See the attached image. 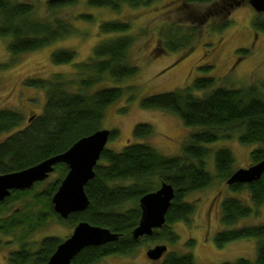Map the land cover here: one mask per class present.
<instances>
[{"label": "trees", "instance_id": "trees-1", "mask_svg": "<svg viewBox=\"0 0 264 264\" xmlns=\"http://www.w3.org/2000/svg\"><path fill=\"white\" fill-rule=\"evenodd\" d=\"M75 1L46 0L48 13L44 14L24 1L0 0V38L5 40L10 56L35 51L70 34L69 24L55 13ZM152 1L86 0V3L117 11L121 4L137 7ZM211 1L185 0L183 10L188 14L192 12L188 7L191 3ZM217 10L214 14L210 10L211 17L219 15L222 19L209 24L216 31L229 24L225 18L229 8L221 6ZM192 16L185 19L191 20ZM250 24L255 33H264V12L253 10ZM168 28L167 33H162L159 38L161 43L155 51L187 47L197 33L195 25L176 21L170 22ZM98 29L110 37L98 42L85 61L75 63V77L54 73L47 78L25 79V86L44 92L45 101L39 114L30 116L27 123L20 126L22 113L0 108V174L25 169L62 153L79 138L98 130L106 107L125 93L126 88L117 85H96L105 77L118 83L137 73V65L128 59V50L133 43V36L126 33L129 23L118 19L101 21ZM247 51L246 48L237 49L238 56ZM73 59L74 53L70 49L58 48L50 54V61L54 64L73 66ZM213 83L212 76H195L186 86L143 97L140 101L143 108L170 113L184 126L193 127L183 140L180 153L164 155L145 141H128L119 151L104 147L93 167V177L83 188L88 199L84 210L72 212L63 219L52 209L51 196L68 170L62 162L53 165L52 172L57 177L35 181L25 189L11 190L0 201V233L14 236L18 248L9 253L6 264H44L47 261L62 238L52 235L36 241L28 238L48 219L71 229L79 221H86L117 234L115 240L84 247L74 255L70 264H95L105 256L129 255L137 244L147 239L175 243L178 235L172 225L175 222L189 223L195 212V203L186 197L209 187L214 177L226 181L235 170L230 150L215 146L211 149L209 145L236 137L241 144H257L249 153L251 164L264 159V95L252 85L225 87L213 86ZM152 132L150 124L139 122L133 126L132 137L144 139ZM117 135L116 129L109 130L108 139ZM211 152L214 175L205 168ZM161 183L170 184L173 189L165 221L151 235L133 239L131 230L140 216L138 200ZM227 187L233 195L224 196L219 202L218 220L222 228L215 232L214 244L220 248L233 240L254 237L255 251L253 260L237 258L219 264H264V223L233 227L252 211L257 214L258 207L264 202V171L254 181L231 183ZM241 189L247 192L248 204L234 196L233 192ZM17 201L23 204L10 210L9 204ZM32 207H36L34 211ZM191 243L192 240L187 241V245ZM158 264H194V261L191 253L166 250Z\"/></svg>", "mask_w": 264, "mask_h": 264}, {"label": "rangeland", "instance_id": "rangeland-1", "mask_svg": "<svg viewBox=\"0 0 264 264\" xmlns=\"http://www.w3.org/2000/svg\"><path fill=\"white\" fill-rule=\"evenodd\" d=\"M20 1L34 5L38 13H48L46 0ZM247 1L213 0L209 3H191L188 7L192 12L186 14L183 10L186 8L185 0H154L148 5L137 7L121 4L117 11L89 6L86 0H76L55 13V16L69 24L72 30L70 34L35 51L15 56H10L5 40L0 38V108H10L22 113L20 126H24L30 116L41 112L45 101L43 90L25 86V79L47 78L54 73H63L68 77L73 74L75 77V63L85 61L91 56L92 49L98 42L110 37L99 31L98 24L112 19L125 20L129 23L126 33L133 36L128 59L137 65L138 71L124 81L114 83L105 77L96 85H117L126 88L125 93L104 111L99 129L118 131V135L109 138L104 147L119 151L128 141H145L164 155H176L180 153L181 144L193 127L184 126L170 113L143 108L140 101L151 94L186 86L195 76H212L213 86L252 85L264 95V33H255L252 30L250 22L253 9ZM221 6L229 8L225 17L229 24L221 30H212L209 24L222 18L219 15L211 17L210 10L214 14ZM188 16H192L191 20L185 19ZM173 21L195 25L197 33L193 41L184 48L155 51V47L161 43L159 38L163 36L162 33H167L168 24ZM58 48L73 51V66L67 63L54 64L50 61L51 52ZM239 48H246L248 51L238 56ZM185 50L188 51L183 54ZM207 65L211 67L206 68ZM139 122L152 126L153 132L149 137H132L133 126ZM212 144L209 148L224 147L231 151L234 169L251 165L249 153L257 145L241 144L236 137L218 140ZM208 157L205 168L214 175L212 152ZM54 177H57V174L50 172L44 179L51 180ZM233 193L245 203H249L245 189ZM230 194L233 195L225 181L214 177L209 187L186 197V200L195 203V212L189 223L175 222L172 225L173 231L178 235L175 243L143 240L131 254L105 256L95 264H158L160 258L151 260L145 253L156 244H165L167 250L180 254L191 253L194 264H219L237 258L253 260L254 237L233 240L220 248L214 244V234L222 228L218 220L219 202ZM22 204L21 201L11 202L8 208L11 210ZM32 208L34 211L36 207ZM260 223H264V202L258 207L257 214L252 211L233 227ZM70 231L71 227L48 219L45 225L32 232L28 240L36 241L46 235L63 239ZM188 240H192L190 245H187ZM17 248L14 236L0 233V264H6L9 253Z\"/></svg>", "mask_w": 264, "mask_h": 264}, {"label": "water", "instance_id": "water-1", "mask_svg": "<svg viewBox=\"0 0 264 264\" xmlns=\"http://www.w3.org/2000/svg\"><path fill=\"white\" fill-rule=\"evenodd\" d=\"M256 12H264V0H248ZM107 129H98L76 140L62 153L46 158L39 163L25 169L0 174V201L10 194L13 189H25L35 181H41L52 172L53 165L65 163L67 172L51 196L53 211L65 219L72 212L82 211L88 205L84 193L85 183L93 177V167L97 163L100 152L108 139ZM264 171V159L234 170L225 181L231 183H249L259 178ZM173 197L170 184L161 183L154 191L143 194L139 200L140 216L137 225L131 230L133 239L144 235H151L154 229H159L164 221V215ZM117 234L107 228L91 225L86 221L76 223L70 233L55 247L44 264H70L71 259L81 249L90 245L115 240ZM165 244H156L148 248L145 253L151 260L162 257L166 252Z\"/></svg>", "mask_w": 264, "mask_h": 264}]
</instances>
